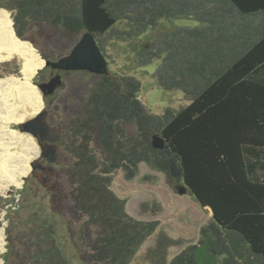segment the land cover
<instances>
[{
	"label": "trees",
	"instance_id": "trees-1",
	"mask_svg": "<svg viewBox=\"0 0 264 264\" xmlns=\"http://www.w3.org/2000/svg\"><path fill=\"white\" fill-rule=\"evenodd\" d=\"M0 8L12 12L20 40H29L33 25L58 32L63 43L40 53L45 61L68 55L86 31L106 59L109 44L157 31L141 44L138 66L160 60L152 75L157 86L182 92L187 102L154 115L138 99L135 78L98 76L68 141L77 158L69 167V199L85 219L71 237L73 261L129 264L155 231L156 222L130 217L111 190L116 174L130 182L144 165L184 184L187 195L209 210L199 244L212 236L218 264H264V0H0ZM179 19L200 26L161 27ZM155 135L170 150L179 180L170 176L165 152L152 147ZM42 225L39 233L53 226ZM29 238L25 244L34 252L28 264H73L63 249L53 250L50 234ZM181 244L160 234L147 259L196 264L191 245L167 263V249Z\"/></svg>",
	"mask_w": 264,
	"mask_h": 264
},
{
	"label": "rangeland",
	"instance_id": "rangeland-1",
	"mask_svg": "<svg viewBox=\"0 0 264 264\" xmlns=\"http://www.w3.org/2000/svg\"><path fill=\"white\" fill-rule=\"evenodd\" d=\"M3 9V8H0ZM5 10V9H3ZM12 20V12H9ZM200 24L194 20L179 19L171 21H162L161 27L166 30L174 28H196ZM157 31H147L139 38L131 42H114L106 48V57L108 62L109 75L129 76L135 78L140 83L138 99L142 104L154 115H161L166 109L177 110L187 104L184 101L183 93L180 91H165L159 88L152 78L153 73L160 64V60H154L147 66H138L137 52L141 48V44L150 41ZM29 40H22L31 44L39 58L40 53L46 52L48 49L54 51L55 46L62 42V38L58 32L51 27L44 25H33L26 34ZM62 39V40H61ZM20 40V39H19ZM45 68L44 66L36 72L31 80V84L35 87L38 73ZM42 75H45L44 73ZM22 67L18 64L17 57L0 63V79L6 77L21 78ZM98 76L83 73H71L65 79L64 85L71 88L73 92H77L78 98L72 99L76 106L81 108V98H84L86 91L93 88ZM42 104L44 100L40 99ZM9 110V109H8ZM19 114V115H18ZM24 114L21 109L16 112V116ZM33 116H26L21 122L15 123L6 114L5 111L0 112V219L12 221L6 224L4 236L7 243V251L4 254L9 264H28V253L24 252L19 244V239L25 235L23 226L26 215L17 212L13 216L12 212L6 207L11 205L14 207L18 195H22V188L25 177L19 175L21 163L6 167L5 159L8 155L17 151L14 142V134H22L21 124L31 119ZM130 132L132 129L129 128ZM15 145V146H13ZM145 177L150 179L144 181ZM21 181L20 189H17L15 182ZM177 183L170 182L165 177L155 171L140 166L139 177L135 180L127 182L123 179L122 174L118 173L114 176L111 186L112 192L121 200L125 201V211L133 219L140 222H156L157 228L148 236L139 247L138 251L129 264H152L147 259L149 251L155 249L157 239L160 234H164L174 241H181V245H175L167 249V263L173 259L179 252L187 246H196L200 241V229L206 225L211 217L209 210L201 209L188 195L180 196L175 188ZM3 189V190H1ZM73 209V208H72ZM74 210V209H73ZM77 212V211H76ZM4 216V217H3ZM69 226L75 231L73 235L76 239L79 229L85 219L77 212L75 217L68 216ZM8 225V227H7ZM2 227L0 223V228ZM92 234V232H91ZM63 246V253L73 261V253L77 251L72 239L68 237L59 238ZM84 247L82 250H85ZM77 264L76 261L72 262ZM86 264H92L86 261Z\"/></svg>",
	"mask_w": 264,
	"mask_h": 264
},
{
	"label": "flooded vegetation",
	"instance_id": "flooded-vegetation-1",
	"mask_svg": "<svg viewBox=\"0 0 264 264\" xmlns=\"http://www.w3.org/2000/svg\"><path fill=\"white\" fill-rule=\"evenodd\" d=\"M77 72L92 75L85 71H57L45 67L38 73L35 83L37 85L47 84L57 75L60 76L61 82L60 86L51 93H47L48 89H45L47 94L41 96L44 103L39 111L40 117L30 126L32 129H36L39 123L43 130L36 134L34 140L27 136L32 144L34 143L35 153L30 160L33 162L25 177L17 209L12 210L11 205L6 207L13 216L17 212L26 215L23 224L26 230L25 235L19 239V244L26 253L34 252L31 247H28L29 245L25 244L30 240L29 237L50 234L54 239L51 246L58 252L63 251L64 248L59 245L60 242H57V239L71 238L75 235V231L70 228V221H68V216L75 217L77 213L72 209L69 199L72 185L68 176L69 167L77 161V158L76 153L70 150L68 141L71 139L75 121L84 113L92 90L86 91L85 97L81 98V108H78L73 101L75 97L78 98L77 92H73L71 88L64 85L66 77ZM43 73L45 75H42ZM71 93L74 94L73 99ZM11 221V217H8L7 223ZM44 223L53 224V226L39 233L37 227L40 224L43 227ZM7 260L5 257V263L9 264Z\"/></svg>",
	"mask_w": 264,
	"mask_h": 264
},
{
	"label": "bare ground",
	"instance_id": "bare-ground-1",
	"mask_svg": "<svg viewBox=\"0 0 264 264\" xmlns=\"http://www.w3.org/2000/svg\"><path fill=\"white\" fill-rule=\"evenodd\" d=\"M17 57L22 67L21 78L6 77L0 79V112L5 111L15 123L21 122L26 116H35L42 108L40 92L31 84V80L38 70L43 67L30 43L17 39L12 31L10 15L0 9V63ZM9 109V110H8ZM21 109L24 114L16 116ZM19 115V114H18ZM17 149L5 159V166L11 168L21 163L19 175L26 177L29 172V163L35 153L34 143L25 134L13 133ZM15 146V145H13ZM15 187L21 188L22 182L16 181ZM3 190V189H1ZM3 229H0V247L3 240Z\"/></svg>",
	"mask_w": 264,
	"mask_h": 264
},
{
	"label": "water",
	"instance_id": "water-1",
	"mask_svg": "<svg viewBox=\"0 0 264 264\" xmlns=\"http://www.w3.org/2000/svg\"><path fill=\"white\" fill-rule=\"evenodd\" d=\"M42 61L44 67H50L57 71H85L96 76L109 74L107 59L97 46L93 35L88 31L81 36L67 56L56 62H49L43 59ZM60 84V76L57 75L47 84H36L35 87L40 92V95L43 96L47 93H51L56 87L60 86ZM45 89H48L47 93L45 92ZM39 117L40 115L38 112L30 120L25 121L20 126L22 133L33 140L36 134L43 130L42 125L39 123L37 124L36 129H32L30 126L31 123L35 122ZM151 145L154 149L165 152L166 156L169 158L170 176L173 179L179 180L181 178V171L175 163V160L171 157L170 150L167 149L164 140L158 135H155L152 137ZM32 162L33 160L30 162L29 167H31ZM175 190L180 196L187 195L185 185L180 182L177 184ZM193 256L196 264H218L216 261V251L212 236H206L202 244L196 245Z\"/></svg>",
	"mask_w": 264,
	"mask_h": 264
},
{
	"label": "built area",
	"instance_id": "built-area-1",
	"mask_svg": "<svg viewBox=\"0 0 264 264\" xmlns=\"http://www.w3.org/2000/svg\"><path fill=\"white\" fill-rule=\"evenodd\" d=\"M19 202H20V195H18V198H16V202L14 204V207H12V210L15 211L17 209ZM0 223L2 225V227L0 229H3V235H4L6 224H7V220H3V218H2V219H0ZM5 238L6 237L3 236L2 246L0 247V264H6L5 260H4V254L7 251V243L5 242Z\"/></svg>",
	"mask_w": 264,
	"mask_h": 264
}]
</instances>
